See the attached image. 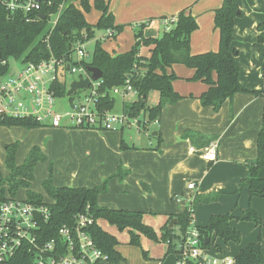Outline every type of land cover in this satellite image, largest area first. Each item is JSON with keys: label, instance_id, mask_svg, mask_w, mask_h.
Listing matches in <instances>:
<instances>
[{"label": "crops", "instance_id": "obj_1", "mask_svg": "<svg viewBox=\"0 0 264 264\" xmlns=\"http://www.w3.org/2000/svg\"><path fill=\"white\" fill-rule=\"evenodd\" d=\"M103 1L112 14L113 24L123 26L111 48H105L112 55L128 48H120L118 44L123 40V30L134 34L141 29L144 37H159L173 25H166L165 20L181 10L190 13L197 23L190 34V52L198 54L218 48V30L214 27L213 16L223 0ZM235 1L242 12L234 19L232 41V47L238 51L239 82L249 90L264 91V44L258 41L257 30V25L264 21V0ZM73 3L80 8L79 0H73ZM88 3L90 8L84 12L85 19L91 11L97 20L100 11L94 7V0H88ZM141 24L143 27H139ZM134 40L133 36L131 44ZM139 53L147 55L148 48L141 47ZM166 72L177 76L171 82L172 88L184 97L166 103L159 118L147 123L143 134L138 136L125 132L129 127L97 130L43 126L26 129L0 125L1 176L8 175L5 145L18 143L16 165L22 164L33 146H38L45 154V160L36 164L29 189L41 196L44 194L50 199L42 186L49 176V169L54 187L92 188L107 180V190L97 196L98 205L142 212V221L158 236L169 216L181 213L195 199L191 225L205 226L212 215L230 214L233 218L229 224L241 234L239 243H224L213 236L206 249L208 258L219 262L233 259L240 249L259 239L264 253V225L240 218L250 206L264 219V196L249 198L246 188H238L247 175L246 162L256 156V138L264 118V95L238 92L214 110L200 103L198 96L207 89V84L190 79L193 69L176 63ZM124 103L125 97L120 111H123ZM212 141L218 144L217 157L214 161H206L200 153ZM119 169L124 174L122 179L117 176ZM191 181L195 182V189L187 188ZM18 191L23 195L20 196ZM15 197L25 199L26 188H19ZM96 223L117 239L115 249L123 257L117 264H178L177 252L167 253L165 242L140 234V246L131 245L128 229L119 230L102 218ZM215 245L220 247L218 251ZM107 263V260L99 262Z\"/></svg>", "mask_w": 264, "mask_h": 264}, {"label": "trees", "instance_id": "obj_2", "mask_svg": "<svg viewBox=\"0 0 264 264\" xmlns=\"http://www.w3.org/2000/svg\"><path fill=\"white\" fill-rule=\"evenodd\" d=\"M61 2L63 6L58 12ZM79 4L80 8L74 5L73 0H54L51 6L44 5L36 15L26 16L22 12L11 13L6 8L4 0H0V76L9 73L10 58L22 62H38L46 58L49 52L57 58H68L77 41L86 43L95 38V30L112 28L115 31L112 38H115L123 29L122 25L113 24L112 14L103 0H94V7L100 11L95 24L88 23L84 17V12L90 8L88 0H79ZM241 14L235 0H223L214 10L213 23L218 30L219 38L215 51L198 54L190 52V34L196 29L197 23L190 13L181 10L176 16L171 17L175 19L171 28L164 30L159 37H144L141 29L137 30L133 45L125 52L112 55L101 46L100 39L95 38L90 58L83 59L81 64L86 68L93 66L102 71L99 81L101 92L123 85L128 80L136 91V99L124 103L123 111L131 117L142 115L146 123L157 120L166 103H174L184 97L172 88L171 82L177 76L173 72H166L167 68L176 63L194 70L191 80L207 84V89L198 96V99L203 106H211L218 110L226 99L238 92L264 95V91L249 90L239 82V67L236 62L238 51L232 47V41L234 19ZM55 15H58L56 23L51 26L49 19ZM139 27H143V24ZM257 30L258 41L264 44V21L257 25ZM141 47L148 48L147 55L139 53ZM67 88V81L56 82L55 96L64 97ZM150 91H157L159 95V100L154 106L146 104ZM98 104L102 110H112L115 100L106 93L98 98ZM0 125L20 126L26 129L45 126L31 117L4 118L0 120ZM17 146V142L4 146L8 175L2 177L0 174V203L7 198H14L19 188H26L25 200L43 203L50 211V218L42 224L46 240L52 237L56 239L58 228L63 224L72 223L75 215L87 213L94 218L88 231L96 246L107 256L109 264H117L123 257L115 249L117 239L96 223L100 218L115 225L119 230L128 229L131 245L140 246L139 236L142 234L149 239L165 242L167 253L178 252L177 245L182 241L194 213L188 208L175 216H169L160 228L158 236L151 226L142 221V212L109 209L98 205L97 196L107 190V180L102 185L92 188L54 187L50 180L51 169L49 176L42 182L45 193L51 199V202H46L41 195L29 189L33 170L39 161L45 160V154L38 146H33L22 164L16 165ZM246 167L247 175L239 182L238 188H246L249 198L264 196V118L256 138V156L246 162ZM117 176L120 179L124 176L120 169ZM191 206L194 210L195 199ZM245 213L241 219L253 221L256 225H264V219L259 218L250 206ZM173 218L176 219V224L169 227L168 224ZM232 218L230 214L212 215L205 226H196L200 232L203 249L210 247L213 236L220 238L224 243L240 242V232L229 224ZM259 240L240 249L233 257V264H264V253ZM215 248L217 251L220 249L217 245ZM141 252L146 257V253L143 250Z\"/></svg>", "mask_w": 264, "mask_h": 264}, {"label": "built area", "instance_id": "obj_3", "mask_svg": "<svg viewBox=\"0 0 264 264\" xmlns=\"http://www.w3.org/2000/svg\"><path fill=\"white\" fill-rule=\"evenodd\" d=\"M54 0H4L11 12L36 15L44 5L51 6ZM63 2L59 4L58 12ZM58 15L50 17L49 24L56 23ZM174 18L165 24L174 23ZM170 26L167 27V30ZM115 34L106 29L99 39H110ZM83 37L85 35L83 34ZM87 43V42H86ZM86 43L77 41L68 58H57L51 52L38 62H22L6 75L0 76V120L8 117H31L45 126L73 127L82 129L110 130L135 126L144 131V117H131L124 111L102 110L98 98L108 93L110 97L122 98L136 91L126 80L125 84L114 86L104 92L99 90L100 79L92 80L90 72L81 64L87 59ZM66 73L78 78L89 79L86 89H78L70 99L65 98L66 107L56 105L55 83L65 80ZM60 76L64 78L60 79ZM66 81V80H65ZM218 144L210 142L200 153L202 159L214 161ZM188 189H195V182L187 183ZM188 210L194 212L191 202ZM50 218L47 205L29 202L25 199L7 198L0 203V264H95L107 260V256L96 246L88 228L94 218L87 213L74 216L72 223L63 224L57 230L58 237L45 239L42 224ZM178 264H233L227 258L221 262L210 259L202 247L200 232L190 225L177 245Z\"/></svg>", "mask_w": 264, "mask_h": 264}, {"label": "rangeland", "instance_id": "obj_4", "mask_svg": "<svg viewBox=\"0 0 264 264\" xmlns=\"http://www.w3.org/2000/svg\"><path fill=\"white\" fill-rule=\"evenodd\" d=\"M86 21L90 24H95L97 22L96 20V15H93L92 12L90 11V13L88 15H86ZM106 30H102V29H99V30H95V38H100L99 36H102V34L105 33ZM136 33V32H135ZM134 33V34H135ZM122 34L123 35V40L121 42L118 41V44L120 46V48H127L125 51L129 50L130 47L133 45L131 44L132 40H133V36L134 34L129 30H128V33H127V30H123L122 31ZM95 38L92 39V40H89L87 43H86V51H87V58H90V55H91V52L93 50V47H94V42H95ZM114 38L112 39H100V42H101V46L105 49V48H111V44L113 43V40ZM135 39V38H134ZM135 41V40H134ZM131 44V45H130ZM106 50V49H105ZM124 51V52H125ZM20 62L16 59H13V58H10L9 59V65H10V71L9 72H12L15 68H17L18 66H20ZM61 78H64V76H60V79ZM78 78L77 75H74V74H69V73H66V76H65V80L67 81L68 85L69 83L73 80V79H76ZM76 93H74L72 96H74ZM122 97L120 96H114V100H115V104H114V108L113 110L115 112H119L120 111V108H121V101H122ZM136 99V96L134 94H130L128 96L125 97V101L126 103H130L132 102L133 100ZM159 100V95H158V92L157 91H150L148 94H147V98H146V104L148 106H154ZM56 105L58 107V109H61V108H64L66 107V99L63 98V97H57L56 100ZM142 116V115H141ZM143 117V116H142ZM125 132H127L129 135H135V136H138L140 134H143V131H139L135 126H131L129 128H125ZM151 133V131H149V134ZM151 137V135H150ZM5 188H7V185L4 184ZM18 194L21 196L23 195L22 192L18 191ZM42 198L43 200H46L47 202L50 201V199H48L44 194H42ZM246 214V213H245ZM258 216V215H257ZM259 217V216H258ZM260 218V217H259ZM250 221V220H248ZM250 222H253V221H250ZM254 223V222H253ZM255 224V223H254ZM109 264V263H107Z\"/></svg>", "mask_w": 264, "mask_h": 264}, {"label": "water", "instance_id": "obj_5", "mask_svg": "<svg viewBox=\"0 0 264 264\" xmlns=\"http://www.w3.org/2000/svg\"><path fill=\"white\" fill-rule=\"evenodd\" d=\"M87 70L90 72V78L92 80H98L102 77V71L97 67L87 66ZM88 86H89V79H87V78L73 79L69 83L64 97L67 98V97L71 96L74 92H76L78 89H86ZM154 133L155 132H153V134ZM175 222H176V219H172L169 222V226H172L173 224H175ZM206 241H207V239H206Z\"/></svg>", "mask_w": 264, "mask_h": 264}]
</instances>
